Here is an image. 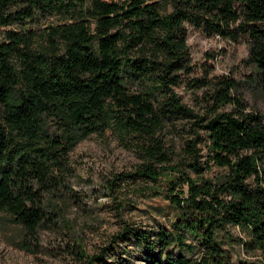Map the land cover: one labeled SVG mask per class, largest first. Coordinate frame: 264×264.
Returning a JSON list of instances; mask_svg holds the SVG:
<instances>
[{"label":"trees","instance_id":"obj_1","mask_svg":"<svg viewBox=\"0 0 264 264\" xmlns=\"http://www.w3.org/2000/svg\"><path fill=\"white\" fill-rule=\"evenodd\" d=\"M161 1L0 0V24L20 25L0 40V211L30 234L43 224L56 226L61 215L46 202L62 185L57 172L78 142L110 129L137 140L142 152L138 169L120 176L155 181L162 173L155 165L170 161L159 131L171 120L193 119L195 138L185 151L197 176L169 180L164 197L175 210L171 223L124 222L100 252L81 254L83 263H123L120 255L111 257L130 243L148 264H233L224 237L235 227L247 235L238 240L242 246L264 257L262 117L220 110L239 103L227 77L216 81L204 116L172 90L184 82L207 85L183 80L192 71L187 32L193 27L245 41L264 91V0H167L169 10ZM41 17L57 20L38 33L30 24ZM212 166L226 172L204 177Z\"/></svg>","mask_w":264,"mask_h":264},{"label":"rangeland","instance_id":"obj_2","mask_svg":"<svg viewBox=\"0 0 264 264\" xmlns=\"http://www.w3.org/2000/svg\"><path fill=\"white\" fill-rule=\"evenodd\" d=\"M161 5L164 10H169L167 0L161 1ZM56 20L55 17H41L30 26L38 28L40 33L47 24ZM19 27V24H0V40L5 30ZM187 35L192 71L189 76H183V80L201 78L207 85L190 88L184 82L179 87H172L180 103L204 116L208 102L212 104L208 95L214 92L216 81L227 77L233 82L231 94L239 103L234 101L220 110L237 109L258 114L264 123V91L255 67L248 60V44L242 40L230 42L207 35L193 27L188 28ZM137 89L132 88L134 91ZM195 133L193 119H175L165 123L158 136L170 161L155 165V169L162 172L155 181L120 176L135 172L143 162L137 140L122 139L110 129L100 135L91 134L78 142L69 151L65 168L57 172L62 185L54 191V196L48 198L50 202H46L49 209L54 208L61 215L56 226L43 224L30 234L0 211V264H85L80 255L100 252L124 222L143 228L169 225L175 214L169 200L164 197L170 189L169 180L176 179L180 183L183 174L190 178L197 176L187 165L191 159L185 151V143L194 140ZM196 148L201 156L205 154L204 143H196ZM198 158L202 163L204 158ZM260 164L264 167V157ZM225 172L212 166L203 176L219 179ZM116 175L121 179H116ZM180 188L186 192L185 184ZM229 234L230 237H224V248L233 264H264V257L259 252L246 249L238 241L247 239L243 230L230 228ZM229 238L234 240L229 241ZM129 244L117 247L111 260L120 255L125 258L120 264H148L141 250ZM121 250L125 253H120Z\"/></svg>","mask_w":264,"mask_h":264}]
</instances>
